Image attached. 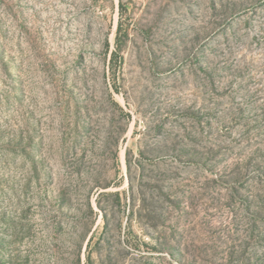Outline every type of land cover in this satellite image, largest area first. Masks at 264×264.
<instances>
[{
    "label": "rangeland",
    "instance_id": "rangeland-1",
    "mask_svg": "<svg viewBox=\"0 0 264 264\" xmlns=\"http://www.w3.org/2000/svg\"><path fill=\"white\" fill-rule=\"evenodd\" d=\"M89 258L264 264V0H0V264Z\"/></svg>",
    "mask_w": 264,
    "mask_h": 264
},
{
    "label": "trees",
    "instance_id": "trees-1",
    "mask_svg": "<svg viewBox=\"0 0 264 264\" xmlns=\"http://www.w3.org/2000/svg\"><path fill=\"white\" fill-rule=\"evenodd\" d=\"M122 36L127 37L128 35H127L126 29H124V25H123L122 21L120 20V22L118 24V31H117V37H116L117 49H116V51H114L112 53L113 65H115L118 61H120L122 59L121 57H119V54L122 51V45H123L121 43ZM89 206H90L91 211L93 212L91 205H89ZM87 264H92V261L90 258L88 259Z\"/></svg>",
    "mask_w": 264,
    "mask_h": 264
}]
</instances>
